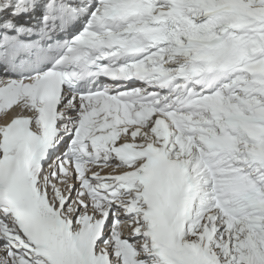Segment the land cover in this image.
I'll list each match as a JSON object with an SVG mask.
<instances>
[{
	"label": "snow or ice",
	"instance_id": "obj_1",
	"mask_svg": "<svg viewBox=\"0 0 264 264\" xmlns=\"http://www.w3.org/2000/svg\"><path fill=\"white\" fill-rule=\"evenodd\" d=\"M0 264H264V0H0Z\"/></svg>",
	"mask_w": 264,
	"mask_h": 264
}]
</instances>
